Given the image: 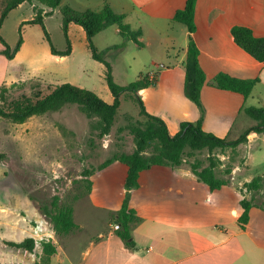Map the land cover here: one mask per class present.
<instances>
[{
  "label": "rangeland",
  "instance_id": "obj_1",
  "mask_svg": "<svg viewBox=\"0 0 264 264\" xmlns=\"http://www.w3.org/2000/svg\"><path fill=\"white\" fill-rule=\"evenodd\" d=\"M5 1L0 0V12ZM62 6L66 7L65 4ZM31 15L29 6L25 5L12 13L4 27L7 36H15L18 41L21 29L22 41L25 37L29 40L11 60L0 54V88L8 90L7 102L22 95L33 97L39 93L44 96L55 86L68 83L91 90L105 103L112 104L113 96L103 79L104 67L92 59L88 42L68 38L72 54L64 60H56L50 54L42 28L22 25ZM38 16L44 17V14L41 12ZM21 18L26 21L19 22ZM43 24L55 49H65L60 11L44 17ZM93 45L111 65L113 81L120 87L133 83L140 74L156 71L158 65L169 64V58L162 56L156 48L154 51H139L111 26L93 38ZM15 46L9 47L13 49ZM138 99L137 93L122 92L120 105L109 124L97 116H86L76 104L33 116L22 124L0 118V154L3 155L0 161V242L20 243L27 238L34 241L28 261L9 250L0 249L2 263L33 264L38 261L43 243L49 239L55 245H61L64 251L59 264H78L89 242L100 241L99 233L115 235L113 215L125 195V167L115 162L101 174L97 173L106 159H118L122 154L134 152V126L140 127L144 122ZM258 143L241 145L236 154L231 148L215 151L213 157L222 163L219 172L231 164V178L239 174L238 178L234 177L223 189L212 192L204 184L193 183L191 207L180 216L186 219L200 216L204 229L211 226L224 232L231 230L239 214V183L256 176L262 177V186L255 194V203L264 205V144ZM207 157L204 150L184 158L187 163L196 160L206 164ZM161 170L146 172V177L153 183L140 184L131 194L133 201L149 188L160 187L161 180L154 181V171ZM95 174L91 195L87 196ZM179 190L178 187L168 197H176ZM55 206L73 209V220L78 227L75 232L57 235L53 231L51 219L42 210L46 207L54 213ZM51 264L58 262L53 258Z\"/></svg>",
  "mask_w": 264,
  "mask_h": 264
},
{
  "label": "crops",
  "instance_id": "obj_2",
  "mask_svg": "<svg viewBox=\"0 0 264 264\" xmlns=\"http://www.w3.org/2000/svg\"><path fill=\"white\" fill-rule=\"evenodd\" d=\"M185 3L186 0H61L59 8L52 10V13L60 11L65 4L75 12L99 11L104 6H109L116 14L124 15L125 22L132 30L141 31L138 38L141 46L132 42L139 51H154L156 48L162 56L169 58V64L156 69L155 85L137 92L146 112L159 117L165 123L170 136L179 132L181 123H195L201 119V128L205 132L235 141L240 133L252 124L243 114V109L264 108V64L235 44L231 29L235 26L245 27L250 29L255 37L264 38V0H196L195 33L192 40L198 49L199 66L205 74V84L200 94L202 113L184 94L183 63L189 38L186 27L175 22L173 16L177 10L183 9ZM25 5L29 6L32 13L27 21L34 19L35 7L47 10L36 2H26L10 11L0 29L1 36L10 47L17 44V39L12 35L7 36L4 27L12 13L21 10ZM24 21L26 20L21 18L19 22ZM111 27L119 34L117 27ZM67 37L71 38V41L72 38L87 41L83 28L74 23L69 24ZM28 42L25 37L19 50ZM52 56L59 61L68 57ZM104 74L105 68L103 79ZM218 74L239 80H255L256 83L245 99L241 94L213 86V79ZM256 141L264 144V133L249 134L246 141L237 148L241 150V145L249 146ZM115 162L97 174H101ZM124 167L123 186L127 170L125 165ZM152 169H162L154 171V181L161 180L160 187L149 188L141 196L134 197L133 201L131 194L140 184L153 183L145 175ZM97 174L93 176L87 196L91 195L93 180ZM238 175L234 177L238 178ZM252 179L245 178L239 183V214L235 226L224 232L211 226L204 229L200 216L188 219L180 216V213L191 207L190 188L193 183L203 184L191 176L186 163L177 167L153 166L142 170L138 174L137 187L130 191V206L140 220L131 230L134 248L127 249L111 232L106 236L99 233L97 237L100 241L89 242L78 264H264V209L252 206L248 211L247 222L242 225L239 221L243 213L240 201L243 196L247 199L250 197L243 185ZM178 187L180 193L177 192L176 197H168L169 193ZM56 247L57 253L51 260L55 258L59 264L62 262L64 251L58 243Z\"/></svg>",
  "mask_w": 264,
  "mask_h": 264
},
{
  "label": "trees",
  "instance_id": "obj_3",
  "mask_svg": "<svg viewBox=\"0 0 264 264\" xmlns=\"http://www.w3.org/2000/svg\"><path fill=\"white\" fill-rule=\"evenodd\" d=\"M26 2H36L38 5L47 9L43 11L35 7L34 19L22 23V25H39L50 46L52 55L64 57L71 53V46L67 37L70 23L77 24L83 28L92 59L103 64L105 68L104 81L113 96V103L107 104L94 92L78 88L68 83L55 87L44 96H41L39 93L33 97L22 95L18 99H12L11 102H7L8 90L0 88V118L8 119L16 124H22L33 116L56 112L66 105L76 104L86 116H97L105 124H109L120 105L119 96L122 92L129 91L137 93L141 89L155 85L154 79L149 80L147 74H140L133 83H130L126 87L116 85L113 81L111 65L104 60L102 53L93 45V38L98 33L110 26H115L124 41L133 42L141 46L138 41V38L141 36V31L132 30L125 22L124 15L116 14L109 6H104L99 11L86 10L83 12H75L67 7L62 8L60 10L62 15L61 30L66 39V48L59 51L51 43L49 34L44 28L43 18L50 16L52 10L59 8L61 0H6L0 12V29L7 14ZM195 3L196 0H186L183 9L175 12L173 20L184 25L188 31L189 43L186 58L183 63L185 76L184 94L202 113L200 94L205 84V74L199 66L198 49L192 40V35L195 33ZM41 12L44 14V17L38 16ZM18 33L19 38L13 49L9 47L0 34V45L2 47L0 54L6 59L13 58L20 48L22 43L21 29H19ZM231 36L237 46L255 60L264 64V38L255 37L250 29L240 26H235L231 29ZM255 83V80H239L225 74H218L213 79L212 84L218 89L241 94L246 99L250 95ZM138 102L140 114L144 117V122L140 127L137 125L134 126V152L131 155L122 154L118 159H106L98 168V171H102L115 161L121 162L126 166L125 195L121 207L114 212L113 221H115V225L117 226L114 229V234L123 242L127 249L134 248L131 230L140 221L136 215V211L130 206V191L137 187V178L140 171L153 166L177 167L187 163L184 157H193L196 152L205 150L208 153L206 164L193 160L187 163V165L193 178L207 185L210 190H218L222 186L230 183L233 166L229 164L222 172H219V167L222 163L213 157V153L231 148V152L236 154L238 152L237 147L246 141L249 134L264 133V108L248 107L243 109V114L250 119L252 124L235 141H229L205 132L201 128V119L195 123H181L179 132L174 136H170L165 123L159 117L146 112L140 99H138ZM144 152H148V154L144 155ZM2 159L3 155L0 154V161ZM261 186V176H256L250 182L243 185L250 197L247 199L243 196L240 201L243 213L239 221L242 225L247 222L248 211L252 206H258L264 209L263 204L255 203V194L258 193ZM90 189L91 182L87 194ZM42 211L46 217L51 219L53 231L57 235L70 234L78 228L73 220L74 211L69 206L60 208L55 206L54 213L46 207ZM33 248L34 241L31 238H27L20 243L11 241L0 242L1 250H9L13 255L18 256L24 261L29 260ZM56 253V245L52 240H48L46 243H43L38 261H34L33 264H50L51 258ZM0 264L25 263H2L0 259Z\"/></svg>",
  "mask_w": 264,
  "mask_h": 264
},
{
  "label": "built area",
  "instance_id": "obj_4",
  "mask_svg": "<svg viewBox=\"0 0 264 264\" xmlns=\"http://www.w3.org/2000/svg\"><path fill=\"white\" fill-rule=\"evenodd\" d=\"M158 68H162V66H158ZM157 68V69H158ZM148 78L149 80H153L155 78V75H156V71H150L148 74ZM115 224V223H114ZM117 228L116 225H114V229Z\"/></svg>",
  "mask_w": 264,
  "mask_h": 264
},
{
  "label": "water",
  "instance_id": "obj_5",
  "mask_svg": "<svg viewBox=\"0 0 264 264\" xmlns=\"http://www.w3.org/2000/svg\"><path fill=\"white\" fill-rule=\"evenodd\" d=\"M114 223H115V221H114Z\"/></svg>",
  "mask_w": 264,
  "mask_h": 264
}]
</instances>
